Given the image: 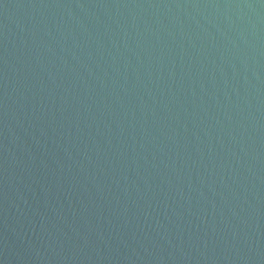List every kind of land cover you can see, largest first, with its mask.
Returning <instances> with one entry per match:
<instances>
[{
	"label": "water",
	"instance_id": "obj_1",
	"mask_svg": "<svg viewBox=\"0 0 264 264\" xmlns=\"http://www.w3.org/2000/svg\"><path fill=\"white\" fill-rule=\"evenodd\" d=\"M0 264H264V0H0Z\"/></svg>",
	"mask_w": 264,
	"mask_h": 264
}]
</instances>
